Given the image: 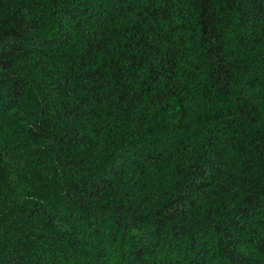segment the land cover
Instances as JSON below:
<instances>
[{
    "label": "trees",
    "instance_id": "trees-1",
    "mask_svg": "<svg viewBox=\"0 0 264 264\" xmlns=\"http://www.w3.org/2000/svg\"><path fill=\"white\" fill-rule=\"evenodd\" d=\"M0 264H264V0H0Z\"/></svg>",
    "mask_w": 264,
    "mask_h": 264
}]
</instances>
